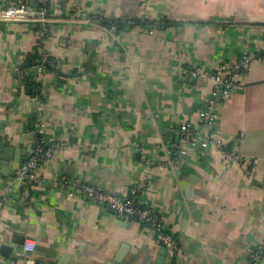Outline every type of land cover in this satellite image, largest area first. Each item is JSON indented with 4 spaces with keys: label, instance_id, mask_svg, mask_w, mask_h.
I'll return each mask as SVG.
<instances>
[{
    "label": "crops",
    "instance_id": "0c3cea01",
    "mask_svg": "<svg viewBox=\"0 0 264 264\" xmlns=\"http://www.w3.org/2000/svg\"><path fill=\"white\" fill-rule=\"evenodd\" d=\"M50 3L43 45L54 68L42 73L38 24L0 20V264H264L250 256L264 241V0ZM96 14L128 24L109 31L86 19ZM244 54L234 92L214 97L206 74ZM26 76L39 95L25 90ZM211 99L215 120L204 117ZM187 124L208 144L192 143ZM51 147L26 195L16 169ZM141 147L152 160L144 188ZM85 184L138 189L179 248L88 198Z\"/></svg>",
    "mask_w": 264,
    "mask_h": 264
},
{
    "label": "built area",
    "instance_id": "2783aa9c",
    "mask_svg": "<svg viewBox=\"0 0 264 264\" xmlns=\"http://www.w3.org/2000/svg\"><path fill=\"white\" fill-rule=\"evenodd\" d=\"M31 0H12L6 7L3 8L0 12V20L3 21H17V22H34L39 26L40 33V41L38 43V52L41 55H44V43L50 37L52 24L54 19L51 15L49 4L51 0H36L38 2V6L33 7L30 4ZM88 20H91L94 23L101 24L100 20L102 19L98 14L87 16ZM102 26L109 30L114 31L116 26L113 25L111 28L107 25ZM264 50V49H263ZM43 60L41 59L39 65V72H43ZM251 56L248 54H244L239 59L234 62H224L217 66V68L211 72L206 74L213 85L214 97H222L226 98L231 96L237 87V79L236 74H240L245 72L250 64ZM195 73H200L197 71ZM37 99V96L34 97ZM214 103V99H211L204 111V117L208 120H215L217 117V113L213 110L212 106ZM183 133L190 139L192 143L200 142L204 145H207L208 142L202 141L201 138L196 134L193 125L187 124L182 129ZM58 146H65V143H59ZM53 148L43 149L40 148L38 154L32 156L27 161L23 162L15 171L14 177L15 180L21 181L24 183V193L26 195L30 194L31 188L33 184L38 182V177L36 174V169L40 165V160L42 158H49L52 155ZM221 151L223 155L226 157L228 161L232 164H238L240 166L245 165L246 157L240 153L238 150H232L227 147H221ZM140 156L144 163V172H145V180L141 183L140 188H144L146 185L147 177L150 176V172L152 169V160L148 156V152L146 148L141 147ZM181 153H187L186 148H182L180 150ZM256 163L257 159L251 163L252 165L247 168V174L250 177H254L256 174ZM81 191L85 193V195L106 206L111 209L116 210L119 213H125L132 217H137L142 222L150 224L154 230L156 231L158 240L160 243L165 245L170 250H177L179 248V243L175 236L167 231L157 217L155 212L148 206L142 205L140 201L136 200V194L138 189H133L130 195L121 196L117 195L111 191L100 188L94 184H85ZM2 201L0 200V207L2 206ZM24 250L26 251H34L36 249V243L34 240L26 239L24 245ZM264 251V241L258 244V247L250 253V256L257 262H261L263 259L262 252Z\"/></svg>",
    "mask_w": 264,
    "mask_h": 264
},
{
    "label": "trees",
    "instance_id": "16d2710c",
    "mask_svg": "<svg viewBox=\"0 0 264 264\" xmlns=\"http://www.w3.org/2000/svg\"><path fill=\"white\" fill-rule=\"evenodd\" d=\"M39 4H38V2L36 3V6H38ZM36 6H34V7H36ZM52 5H51V3L49 4V9H50V7H51ZM100 23L101 24H103V25H107L108 27H112L113 25H115L116 26V29L114 30V32H116V31H120L121 30V28H123L125 25H127L128 24V22H126L125 20H112V21H109V20H105V19H101L100 20ZM42 58H44V60H43V66L44 67H46V68H50V69H53L54 68V66H53V64H52V60H51V58H49V57H46V56H44V55H41V54H37L36 55V57H35V60H39V61H41V59ZM23 82H24V87H25V90L28 92V93H30L31 95H39L40 94V86L37 84V82H35L31 77H29V76H26V77H24V79H23ZM130 195V194H129ZM136 200L137 201H140L139 199H138V193L136 194ZM143 205V204H142ZM135 218H137V217H135ZM138 219V218H137ZM139 220V219H138ZM145 223V222H144ZM166 229V228H165ZM167 230V229H166ZM167 231H169V230H167Z\"/></svg>",
    "mask_w": 264,
    "mask_h": 264
},
{
    "label": "water",
    "instance_id": "95a60500",
    "mask_svg": "<svg viewBox=\"0 0 264 264\" xmlns=\"http://www.w3.org/2000/svg\"><path fill=\"white\" fill-rule=\"evenodd\" d=\"M38 63H40V62H38ZM58 72L65 74V72H63L61 70H58ZM111 210H112L113 214H118L119 213V212H117L114 209H111ZM119 218L125 220L126 218H130V216L125 214V213H123V214H119Z\"/></svg>",
    "mask_w": 264,
    "mask_h": 264
}]
</instances>
